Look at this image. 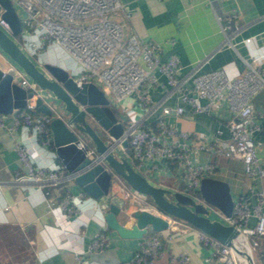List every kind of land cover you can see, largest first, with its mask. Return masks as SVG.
<instances>
[{"label": "built area", "instance_id": "obj_1", "mask_svg": "<svg viewBox=\"0 0 264 264\" xmlns=\"http://www.w3.org/2000/svg\"><path fill=\"white\" fill-rule=\"evenodd\" d=\"M11 2L16 8L20 6L22 10V14L18 12L21 32L36 33L41 45L54 41L61 44L82 67L81 72L74 76L77 84L81 86L84 82H94L104 90L112 107L120 111L125 125L124 135L129 141L131 152L122 145L124 136L116 138L104 129L108 136L107 142L114 147L117 154L118 151L122 152V155L139 171L143 163L150 162V168L145 175L151 182L156 184V172L162 162L175 160L184 169V186L173 189L204 202L200 193L202 179L211 176L215 164L212 162L199 164L193 161L191 153L200 150H212L226 157L240 158L248 175L258 172L264 176V167L259 164L258 146L254 137L259 125L253 120L254 97L264 87V69L260 66H253L246 61L247 68L241 71L224 65L212 71L196 74L193 77V85L185 86L180 75L183 66L177 54L163 58L160 42L143 39L135 33L124 37L122 23L110 16L112 11L125 8L120 0H11ZM3 12L4 8L0 6V27L11 35L12 27L3 17ZM229 26V23L222 24V30L227 37L231 34L227 31ZM16 40L18 41L17 38ZM228 42L233 46L229 39ZM245 42H252L255 46L252 37H247ZM18 43L27 52L25 43L21 44L20 41ZM0 53L4 54L1 49ZM254 53L255 58L259 60L264 56V53L259 51ZM8 61L12 64L10 59ZM13 69L17 77L31 86L24 72L13 64L10 69H4V72ZM156 87L177 91L180 100L189 103L197 112H210L222 101H226L231 114L227 124L231 137L223 140L220 137L223 130L218 129L215 136L213 135V141L208 142L204 134L181 130L167 122L166 116L179 117L185 113L183 104L163 105L160 115L151 123L144 121L145 119H135V111L125 103L126 99L136 96L138 104L143 108L156 107L159 102H155L151 97V90ZM38 94L29 98L25 107L11 113V122H6L0 114V126L13 132L20 125H26L36 132L42 144L52 146L54 141L50 124L55 115L34 112L37 108L35 98ZM55 114L61 116V111L57 110ZM77 144L85 148L87 154L95 153L94 146H88L85 135L80 134ZM15 149L26 168L25 173L18 178L26 177L41 185H57L68 178L73 179L74 174L70 172L67 174L64 164L57 168L35 165L31 160L29 147L21 141L16 142ZM118 183L123 187L125 200L137 202L138 207L156 212L168 223L164 230L142 237L132 258L118 264H157V259L166 254L164 239H171L173 237L171 231L180 227L183 221L158 209L150 201L149 195L130 188L124 181ZM255 194L256 203H251L244 195L236 198L230 216L210 205L214 217L234 225L239 230V236L244 238V242L238 241L239 246L247 248L252 254L259 244L258 238L264 237L262 206L264 191H257ZM75 205V196L68 190L57 204L53 202L49 204L54 214L60 209L66 215L78 211ZM252 217L256 220L253 226L249 225ZM57 220L61 222L60 218ZM199 239L204 246L212 249L211 259L216 263L245 264L244 258L232 246L220 242L209 233L201 231ZM107 246V235L100 230L92 237L89 250L96 253ZM171 259L178 264H191L189 256L185 253L172 255ZM79 264L89 262L80 259Z\"/></svg>", "mask_w": 264, "mask_h": 264}, {"label": "crops", "instance_id": "obj_2", "mask_svg": "<svg viewBox=\"0 0 264 264\" xmlns=\"http://www.w3.org/2000/svg\"><path fill=\"white\" fill-rule=\"evenodd\" d=\"M120 1L125 8L112 11L110 16L122 23L124 37L135 33L143 39L160 42L163 58L177 54L183 66L180 75L185 86L193 85L196 74L224 65L244 71L247 61L264 69V56L259 60L254 53H264V0ZM227 23L230 25L227 31L231 33L228 37L222 30V24ZM247 37H252L255 46L252 42H245ZM2 57L10 64V69L12 64L8 56L2 54ZM0 67L4 68L2 64ZM161 79L165 81L163 76ZM151 97L159 102L156 107L143 108L136 96L126 99L125 103L135 111V119H145L151 123L160 115L163 105L183 104L185 113L179 117L166 116L167 122L181 130L204 134L208 142L213 141L218 129L223 130L220 134L223 140L231 137L227 127L231 114L226 101L210 112H197L189 103H183L179 93L174 90L156 87L151 90ZM254 104L253 120L259 125L254 137L259 164L264 167V87L254 97ZM2 115L6 122H11V113ZM18 141L29 147L33 163L37 158L45 161L53 159V163L37 166L57 168L63 164L56 155L54 145L42 144L32 128L20 125L10 132L0 126V264H79L80 259L89 264H118L130 260L141 238H124L109 228L104 219V210L74 178L57 185H41L26 177L18 178L26 171L15 149ZM118 154L122 155V152L118 151ZM191 157L199 164L214 163V172L210 177L228 182L234 200L244 195L251 203H256L255 192L264 191V176L258 172L248 175L240 158L226 157L212 150L193 152ZM150 165V162L143 163L140 171L145 175ZM156 179L157 185L182 188L184 169L177 161L167 160L160 164ZM114 189L119 195H124L119 183L114 185ZM66 190L75 196L78 211L66 215L57 209L54 214L49 204H57ZM126 201H129V213L139 208V203ZM262 206L264 209V201ZM57 218H60V223ZM255 222L252 217L249 225L253 226ZM100 230L106 233L108 246L92 253L89 243ZM171 232L173 237L164 239L166 254L157 259V264H178L171 256L182 253L189 256L191 264H218L211 259L212 249L200 242L199 228L183 222ZM258 240L253 256L255 264H264V237Z\"/></svg>", "mask_w": 264, "mask_h": 264}, {"label": "water", "instance_id": "obj_3", "mask_svg": "<svg viewBox=\"0 0 264 264\" xmlns=\"http://www.w3.org/2000/svg\"><path fill=\"white\" fill-rule=\"evenodd\" d=\"M0 6L13 30L10 35L0 27V49L31 83V86L26 85L25 80L17 77L15 68L4 72L0 67V113L17 111L25 107L34 94L40 93L35 98L37 108L55 115L50 126L57 157L68 172L74 174L75 182L97 200L99 208L104 210L108 227L124 238H142L168 225L164 217L146 208L139 207L129 213V201L114 189L115 184L124 181L130 188L149 195L158 209L232 246L249 264H255L250 250L241 248L237 242L239 230L214 217L210 208L213 205L228 216L232 214L234 199L229 183L204 177L200 189L204 202H200L182 191L151 182L125 156L117 154L90 121V117L93 118L116 138L124 136L122 145H129L121 115L114 110L104 90L94 82H84L80 86L67 69L33 60L16 40L21 33L17 8L11 0H0ZM57 110L61 111V116H56ZM80 134L92 140L95 153L87 154L85 148L78 146Z\"/></svg>", "mask_w": 264, "mask_h": 264}, {"label": "rangeland", "instance_id": "obj_4", "mask_svg": "<svg viewBox=\"0 0 264 264\" xmlns=\"http://www.w3.org/2000/svg\"><path fill=\"white\" fill-rule=\"evenodd\" d=\"M17 10L20 14H22V10L20 6H17ZM18 41L21 44L24 42L26 45V50L31 56L33 60L38 63H51L53 65L61 66L69 71V73L73 76L79 74L82 70L80 64L75 61L73 57L69 54V52L59 43L52 42L50 44L41 45L39 41V37L36 33H23L21 32L16 36ZM0 64L6 69H9L10 64L3 60L2 54L0 53ZM114 110L119 113V110L113 107ZM95 129L99 132V134L104 138V140H108V136L105 130L100 126V124L90 118ZM88 146H94L91 142H88ZM50 152V150L48 151ZM53 159L49 158L48 160H42L41 158H37L34 161L36 165H44L47 163H53ZM55 165V163H54ZM257 248H255L254 252H256Z\"/></svg>", "mask_w": 264, "mask_h": 264}, {"label": "trees", "instance_id": "obj_5", "mask_svg": "<svg viewBox=\"0 0 264 264\" xmlns=\"http://www.w3.org/2000/svg\"><path fill=\"white\" fill-rule=\"evenodd\" d=\"M34 112H35V113H41V111H40L38 108H36ZM118 114H120V113H118ZM85 137H86V139H87L88 142H91V143L93 144L92 140H91L88 136L85 135ZM126 150H127L128 152H131V146L128 145V146L126 147ZM58 159H60V158L58 157ZM126 183H127V182H126ZM127 185H129V184L127 183ZM149 199H150V201H152V198H151L150 196H149ZM152 202H153V201H152ZM155 233H158V232H157V231L149 232V233L145 234V236H149V235H152V234H155Z\"/></svg>", "mask_w": 264, "mask_h": 264}, {"label": "bare ground", "instance_id": "obj_6", "mask_svg": "<svg viewBox=\"0 0 264 264\" xmlns=\"http://www.w3.org/2000/svg\"><path fill=\"white\" fill-rule=\"evenodd\" d=\"M238 241L244 242V238H243L242 236H239ZM238 241H237V242H238ZM243 258H244V262H245V264H249L247 258H245V257H243Z\"/></svg>", "mask_w": 264, "mask_h": 264}]
</instances>
